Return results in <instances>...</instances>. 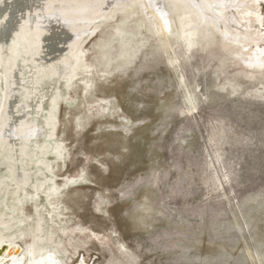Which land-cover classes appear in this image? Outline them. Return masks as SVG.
<instances>
[{"label":"rangeland","instance_id":"1","mask_svg":"<svg viewBox=\"0 0 264 264\" xmlns=\"http://www.w3.org/2000/svg\"><path fill=\"white\" fill-rule=\"evenodd\" d=\"M20 1L0 0V210L14 216L5 207L14 206L12 174L38 188L40 206L20 198L23 250L43 219L66 264H264V66L252 60L264 24L251 30L243 20L254 0L228 5L219 26L245 35L241 46L175 0L157 6L165 35L155 9L107 0L75 47V34L56 24L21 29L22 40L7 34ZM26 124L43 128L38 146L11 140ZM48 195L60 213L47 214Z\"/></svg>","mask_w":264,"mask_h":264},{"label":"bare ground","instance_id":"2","mask_svg":"<svg viewBox=\"0 0 264 264\" xmlns=\"http://www.w3.org/2000/svg\"><path fill=\"white\" fill-rule=\"evenodd\" d=\"M60 1V0H59ZM58 0H46L44 2V4H40L41 2H39V0H28V1H24L20 3L19 2H14L12 4V10L14 12L13 15H11V18H9V20L7 21L6 25H4L2 28L3 30L7 33L10 34V36H14L16 39H21L18 31L21 29H27L31 26H33L32 28H34V30L36 31V34L39 33L40 31V23H45L46 25H54L56 24V26H60V27H65L66 30H68V33L71 34H75V39L74 41H70L69 44L70 46H74L77 45L78 43V38L80 34L79 32H83V28L84 27H89L86 26V22L91 20V18H93V20H95L93 17L94 15H96V12L98 11V8L96 7L98 3L101 2H106L107 0H89V2H84L82 0H62L61 2H59ZM87 1V0H86ZM91 1V2H90ZM160 1L163 0H132V9L134 7H136L137 4L140 5V7L143 9V4L145 7H150L155 9V14H154V19L156 22V26L157 28L160 29V31L162 33H164L165 35V31H166V25L164 23V19H165V12L161 9H159L158 3ZM177 2H180L182 5H184V8L188 11V12H192L194 13L197 18H198V22L200 24H210L213 25L215 29L219 30L221 32V34L224 36L225 40L227 39V41H231L233 45L237 46V45H242V43L245 41H243V38L245 37V35H241L238 34L237 32L229 31L228 29H223L221 30L219 28V26H221V24H223L224 26L226 25L225 22L227 20L226 18V9L228 7V5L232 4V3H236L237 0H200L201 3L198 4L197 2H195V0H175ZM199 1V2H200ZM245 1V0H244ZM261 1L263 2V0H254L253 2H249L247 7H246V12L247 14L244 16V19L246 21L247 24V28L250 29L252 23L254 22H259L262 23V25L264 24V13L263 11L258 8L256 9V4L258 6L262 5ZM116 2V1H115ZM176 2V3H177ZM32 4L31 6H29V4ZM93 3V5H92ZM109 3V2H108ZM107 3V4H108ZM114 3V2H113ZM117 3V2H116ZM103 4V3H102ZM101 4V5H102ZM125 4V3H124ZM178 4V3H177ZM242 4H244L242 2ZM42 5V6H41ZM99 5V4H98ZM104 5V4H103ZM121 5V4H120ZM119 5V6H120ZM148 5V6H147ZM245 5V4H244ZM107 6V5H106ZM118 6V4H117ZM138 6V5H137ZM236 6V4H235ZM240 6V5H239ZM27 7V9H33V13H31L30 10H26L25 8ZM104 7V6H103ZM125 7V6H124ZM123 7V8H124ZM166 7V6H165ZM237 7V6H236ZM8 9V8H7ZM239 9V8H237ZM27 12H26V11ZM167 10V8H166ZM241 10V9H240ZM243 10V9H242ZM56 11L62 15L63 20H59L61 22H58V20L56 21V19L54 18V16H56ZM144 11V10H143ZM171 11V10H170ZM245 11V10H244ZM154 12V11H153ZM176 12V11H175ZM242 12V11H241ZM240 12V14H241ZM100 13V12H99ZM239 13V12H237ZM40 14H42V16L44 17V19H42V21H40ZM251 14L254 15V17L251 16ZM17 15L19 16L18 19ZM8 16V15H7ZM59 16V15H58ZM25 17L27 18V22L23 21ZM53 17V18H52ZM239 17V16H238ZM51 19V20H50ZM54 19V20H52ZM61 19V18H60ZM148 19V18H147ZM150 19V18H149ZM153 19V18H152ZM237 19V18H236ZM16 20V21H15ZM50 20V21H49ZM238 20V19H237ZM236 20V21H237ZM241 20V17H240ZM23 21V23H21ZM92 21V20H91ZM146 21V20H145ZM144 21V22H145ZM150 21V20H149ZM147 22V21H146ZM241 22V21H240ZM151 23V22H150ZM3 24V23H2ZM90 25V24H89ZM239 25V22H238ZM82 26V27H81ZM201 26V25H200ZM240 26V25H239ZM243 26V25H242ZM229 27V26H228ZM79 28V30L77 32H75L74 30ZM207 28V27H206ZM222 28V27H221ZM253 28V27H252ZM251 28V30H253ZM60 29V28H59ZM58 29V32H59ZM90 29V28H88ZM154 29V28H153ZM169 29V28H168ZM175 30V28H173ZM244 29V28H243ZM30 30V29H29ZM51 30V29H50ZM151 30V29H150ZM155 30V29H154ZM180 30V28H179ZM23 31V30H22ZM188 31V30H187ZM239 31V30H238ZM57 32V31H56ZM86 32V31H85ZM211 32V31H210ZM218 32V31H217ZM240 32V31H239ZM29 33V32H28ZM60 33V32H59ZM64 33V32H63ZM84 33V32H83ZM155 33V32H154ZM177 33V32H176ZM213 33V32H212ZM242 33V32H240ZM245 33V31H244ZM248 33V31H247ZM254 33H256L255 31H253L251 34L253 35ZM1 34V33H0ZM27 34V33H26ZM32 34V33H31ZM86 34V33H85ZM193 34V33H192ZM191 34V35H192ZM220 34V33H219ZM33 35V34H32ZM84 35V34H83ZM82 35V36H83ZM247 35V34H246ZM23 36V35H22ZM29 36V35H28ZM244 36V37H243ZM258 36V35H257ZM256 36V37H257ZM262 36V35H261ZM47 37V36H46ZM59 37V36H58ZM57 37V38H58ZM32 38V37H31ZM35 38V37H34ZM72 38V37H71ZM37 39V38H36ZM53 39V38H52ZM249 39V38H248ZM257 39V38H255ZM254 39V42H255ZM264 39V38H263ZM4 40V39H3ZM22 40V39H21ZM38 40V39H37ZM40 40V39H39ZM66 40V39H65ZM247 40V39H246ZM250 40V39H249ZM252 40V39H251ZM10 41V38H9ZM12 41V40H11ZM28 41V40H27ZM34 41V40H33ZM53 41V40H52ZM81 41V40H80ZM30 42V40L28 41ZM258 42V39H257ZM11 43V42H10ZM34 43V42H33ZM32 43V44H33ZM37 43V42H36ZM35 43V44H36ZM46 43V42H45ZM60 43V42H58ZM4 44V43H3ZM27 44V43H26ZM40 44V43H39ZM44 44V43H43ZM61 44V43H60ZM245 44V43H244ZM260 44V43H259ZM30 45V44H29ZM55 45V43L53 44ZM59 45V44H58ZM250 45V44H249ZM14 46V45H13ZM16 46V45H15ZM24 46V45H22ZM64 46V45H63ZM246 46V45H245ZM258 46V43L256 45V47ZM17 47V46H16ZM30 47V46H29ZM75 47V46H74ZM260 47V46H259ZM12 48V47H11ZM38 48V47H37ZM70 48V47H69ZM239 48V47H238ZM8 49V47H7ZM45 49V48H44ZM51 49V48H50ZM15 50V49H13ZM35 50V49H34ZM37 50V49H36ZM41 50V47H40ZM60 50V49H59ZM12 51V50H11ZM38 51V50H37ZM43 51V49H42ZM48 50H46L47 52ZM68 51V50H67ZM70 51V49H69ZM241 51V50H240ZM245 51V50H244ZM10 52V51H9ZM16 52L15 55L19 56V54L17 53V50L14 51ZM27 52V51H26ZM71 52V51H70ZM247 52V51H246ZM31 53V52H29ZM44 53V52H43ZM72 53V52H71ZM14 54V53H12ZM26 54V53H24ZM38 54V53H37ZM36 54V55H37ZM55 54V53H54ZM52 54V55H54ZM63 54V53H62ZM10 55V54H9ZM57 55V54H56ZM61 55V54H60ZM250 55V54H249ZM34 56V55H33ZM39 56V55H38ZM37 56V57H38ZM44 56V55H43ZM62 56V55H61ZM237 56V55H236ZM35 57V56H34ZM46 57V55H45ZM48 57V55H47ZM77 57V56H76ZM33 58V57H32ZM14 59V58H13ZM31 59V58H30ZM48 59V58H47ZM76 60V59H75ZM254 61V63H256L258 66H264V49H260L257 50L256 53L254 54V57L252 59ZM17 61L16 60V64L17 65ZM64 61V58L63 60ZM69 61V60H68ZM28 62H30L28 60ZM251 62V61H250ZM10 63V62H9ZM12 63L14 64V61H12ZM33 63V62H32ZM60 63V62H59ZM62 63V62H61ZM65 63V61H64ZM252 63V62H251ZM26 64V63H25ZM8 64H6L5 59L3 58V47L1 45L0 42V83H2L3 79V75H2V70H5L6 72H8V68L7 67ZM50 65V64H49ZM65 65V64H64ZM70 65V64H69ZM72 66V65H71ZM74 66V65H73ZM76 66V65H75ZM32 67V64H31ZM12 68V67H11ZM65 68V66H64ZM71 68V67H70ZM73 68V67H72ZM71 68V69H72ZM36 69V68H35ZM38 69V68H37ZM36 69V71H37ZM68 69V68H67ZM13 70V68L11 69ZM28 70V69H27ZM34 70V69H33ZM42 70V68H41ZM44 70V69H43ZM70 70V69H69ZM74 70V69H73ZM23 71V70H22ZM55 71V69H54ZM72 71V70H71ZM76 71V70H75ZM67 72V70H66ZM73 72V71H72ZM71 72V74H72ZM4 73V72H3ZM45 73V72H44ZM54 73V72H53ZM70 74V75H71ZM14 76V75H12ZM37 76V75H36ZM35 77V76H34ZM69 77V76H68ZM22 78V77H20ZM24 78V77H23ZM36 78V77H35ZM44 78H46L44 76ZM67 78V77H65ZM7 76L5 73V82L8 83L7 81ZM21 80V79H20ZM34 80V79H33ZM50 80V79H49ZM64 80V79H63ZM17 82V81H16ZM20 83V82H19ZM37 83V82H36ZM58 84V83H57ZM22 87V86H21ZM25 87V86H24ZM57 87V86H56ZM7 89V88H6ZM4 90V89H3ZM2 90V91H3ZM50 90V89H49ZM6 93V92H5ZM11 94V93H9ZM2 95V93H1ZM6 95V94H4ZM25 96V95H24ZM53 96V95H52ZM58 96V95H57ZM56 96V98H57ZM7 97V96H6ZM13 97V96H12ZM43 97V96H42ZM54 97V96H53ZM53 97H51L50 99H52ZM4 98V97H3ZM59 98V96H58ZM16 100V98H15ZM57 100V99H55ZM54 100V101H55ZM53 101V102H54ZM62 101V100H61ZM4 102V101H3ZM4 104V103H3ZM54 104V103H52ZM7 105V104H6ZM41 105V104H40ZM78 107V106H77ZM40 108V107H39ZM3 109V107H2ZM50 111V110H49ZM0 112H3V110ZM9 112V111H8ZM58 112V111H57ZM10 113V112H9ZM39 113V112H38ZM5 114V113H4ZM36 115V114H35ZM48 116V115H47ZM54 116V115H53ZM52 118V116H51ZM49 119V118H47ZM45 120V119H44ZM1 121V119H0ZM7 122V121H6ZM5 122V123H6ZM9 122V121H8ZM48 122V121H47ZM51 122V121H50ZM55 122V121H54ZM1 124V123H0ZM50 123H48L49 125ZM54 125V124H53ZM10 126V125H9ZM18 127V126H17ZM26 127V129L24 128ZM48 127V126H47ZM57 127V125H56ZM19 128V127H18ZM53 128V127H52ZM52 130V129H51ZM1 131V130H0ZM12 131V132H11ZM11 134L13 136H10L11 140L13 139L14 141L16 140L18 141H24L26 143H32L34 141V143L38 146V140L43 136L44 134V130L39 129L37 126L34 127H29L28 124H26L25 126H23V128L18 132V130H16V128H11ZM53 132V131H52ZM21 133V134H20ZM1 134V133H0ZM8 134V133H5ZM19 134V135H18ZM4 135V134H3ZM6 136V135H5ZM50 136V135H48ZM0 137H3L2 135ZM13 137V138H12ZM52 138V137H50ZM4 139V137L2 138ZM36 146V147H37ZM35 147V146H34ZM35 147V148H36ZM40 148V147H38ZM61 145L58 146V148L56 150H54V155L57 156H61ZM39 150V149H38ZM46 151V150H45ZM13 152V151H12ZM40 152V151H39ZM30 154V153H29ZM38 156V154H37ZM41 156V155H40ZM34 157V156H33ZM30 159V158H29ZM8 160V159H7ZM38 161V160H37ZM8 162V161H6ZM25 162V161H24ZM45 162V161H44ZM17 163V162H16ZM39 163V162H38ZM41 163V162H40ZM43 163V162H42ZM14 164V162L12 163ZM20 164V163H19ZM46 164V163H45ZM10 165V164H9ZM32 165V164H31ZM36 165V164H35ZM41 165V164H39ZM44 164H42L43 167ZM48 166V165H47ZM29 167H31L29 165ZM25 168V167H24ZM36 168V167H35ZM45 168V167H44ZM12 171V170H11ZM15 172V171H14ZM31 172V171H30ZM79 172V171H78ZM12 174V173H11ZM22 174V173H21ZM26 174V173H24ZM35 174V173H34ZM39 174V173H38ZM15 173L12 174V179H8V181H11V184L13 186H15V188L13 189L14 192V201H13V207L10 208L7 205L5 206L7 210H11L14 214V216H12L11 218H9V213L1 211L0 210V264H66L65 263V256H63L61 254V252L59 251V249H57V247L55 246V241H53L54 239L50 240L51 242V246L47 243L48 241H45V235H44V229H43V219H41L35 226V228L33 227L32 229V237L29 240H24L26 248L23 250L22 245L20 243L21 240H19L20 237L17 236V232L22 230L20 229V227L24 226V221H22L19 217V215L24 214V202L21 201V194H25L28 197V202L30 203L31 208L33 207H38L41 205V201L39 198V190L38 188L34 187L32 192L27 191L26 186L23 185L22 180H19V178H16ZM36 175V174H35ZM77 175V174H76ZM20 176V175H19ZM30 173H28V175L26 177H29ZM38 176V175H36ZM10 177V176H9ZM35 177V176H33ZM47 176L45 175L44 178H46ZM76 177V176H75ZM1 180V179H0ZM5 180V179H4ZM27 181V180H26ZM29 181V180H28ZM27 181V182H28ZM25 183V181H24ZM34 186V185H32ZM40 187V186H39ZM49 188V187H48ZM54 192L53 193H59L60 189H59V185L55 184L54 187ZM8 189V188H7ZM50 189H48L49 191ZM6 192V191H5ZM36 193V195H35ZM41 193V192H40ZM47 193V192H46ZM4 195V194H3ZM12 195V196H13ZM47 197V205L45 204L44 209L47 212L48 215H50L52 212L54 213H60V200L59 198H53L52 195H48ZM54 200V201H53ZM62 200V199H61ZM55 202V203H54ZM4 203V202H3ZM1 207V206H0ZM18 207V208H17ZM3 208V207H2ZM4 210V208H3ZM53 210V211H52ZM60 215V214H59ZM42 223V225H41ZM17 228V229H15ZM37 232V233H36ZM30 233V232H29ZM30 235V234H29ZM25 236V235H24ZM77 236V235H76ZM53 238V237H52ZM60 237H57V239H59ZM101 238V237H100ZM100 241V240H99ZM72 247V246H71ZM72 256V255H71ZM68 259V257H67ZM81 264H88L86 261H83V263Z\"/></svg>","mask_w":264,"mask_h":264}]
</instances>
